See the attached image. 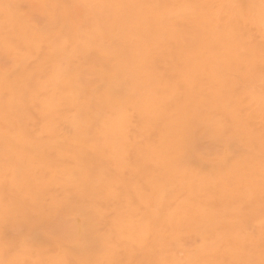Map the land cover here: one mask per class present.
Listing matches in <instances>:
<instances>
[{
	"label": "bare ground",
	"instance_id": "1",
	"mask_svg": "<svg viewBox=\"0 0 264 264\" xmlns=\"http://www.w3.org/2000/svg\"><path fill=\"white\" fill-rule=\"evenodd\" d=\"M0 264H264V0H0Z\"/></svg>",
	"mask_w": 264,
	"mask_h": 264
}]
</instances>
